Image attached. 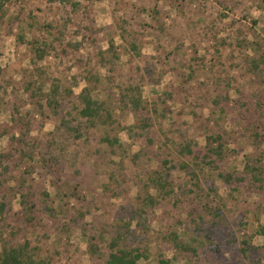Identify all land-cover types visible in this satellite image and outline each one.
Returning a JSON list of instances; mask_svg holds the SVG:
<instances>
[{
	"label": "rangeland",
	"instance_id": "rangeland-1",
	"mask_svg": "<svg viewBox=\"0 0 264 264\" xmlns=\"http://www.w3.org/2000/svg\"><path fill=\"white\" fill-rule=\"evenodd\" d=\"M69 1L75 6L11 0L0 24V155L11 157L0 163V204L7 211L0 214V253L4 244L29 243L36 258L51 264H104L115 228L130 223L135 230L145 221L129 245L148 246L140 264H156L160 254L171 264H264V190L248 182L230 190L219 177L243 172L245 156L264 154V143L255 148L250 132L264 133V75L254 78L249 63L264 54V0ZM83 39L87 44L73 48ZM45 40L56 50L38 60L32 45ZM41 76L73 91L59 115L45 98L41 110L27 91ZM88 85L110 116L81 139H67L58 131L61 118H79L78 96ZM128 85L141 88L147 110L140 115L122 100L120 87ZM215 99L226 110L222 116ZM218 135L226 142L218 170L203 171L194 157L180 154L179 144L190 142L202 156L207 138ZM46 151L59 160L60 175L43 162ZM164 159L202 170L200 186L185 170H173L176 195L139 218L144 177ZM24 195L39 210L31 224L22 214ZM207 195L219 217L197 199ZM47 206L56 217L40 212Z\"/></svg>",
	"mask_w": 264,
	"mask_h": 264
},
{
	"label": "trees",
	"instance_id": "trees-1",
	"mask_svg": "<svg viewBox=\"0 0 264 264\" xmlns=\"http://www.w3.org/2000/svg\"><path fill=\"white\" fill-rule=\"evenodd\" d=\"M11 2V0H0V24L3 22L5 17V9L7 5ZM50 2H59V3H67L73 4L69 0H50ZM74 5V4H73ZM75 6V5H74ZM53 32H51L55 41L59 42V38L61 36L60 27H52ZM61 42V41H60ZM37 46L32 45L35 50L36 58L38 60H43V58L50 52V50H56L55 44L50 43L48 40L44 41L43 46H40L38 41L35 42ZM84 44H87L86 39H83L82 43L73 45V48L76 50L78 47H83ZM71 46V45H70ZM72 47V46H71ZM110 52H115V46L113 42L110 43L109 47ZM64 53H67L66 49H62ZM116 56V54H114ZM100 62L106 63L105 57L100 55ZM251 64L250 71L255 76L254 78H258L257 74L264 75V71H261V66H264V54L256 60L252 58L249 62ZM256 74V75H255ZM41 76V83L38 81H32L27 86V91L30 90L32 93V97L39 98L36 103L39 105L41 110H44V107L41 105V100L45 98L48 108L54 115H59V110L65 106L66 99L73 95V91L71 88L62 86V82L48 81ZM261 77V75H260ZM73 80L76 81L77 78L73 77ZM109 82H113L114 78L108 77ZM88 81V80H87ZM97 83L100 82L98 78H96ZM91 82V80H90ZM88 81V83H90ZM76 84V83H75ZM50 86L49 93H44V89ZM122 91V100L130 107L131 111L134 115H140L142 111L147 110V107L144 105L142 101L141 88L138 85H128L125 87H120ZM93 88L91 85L86 86L80 95L78 96L79 104L81 108H77L78 117H71V113H68V116H64L61 118V122L59 124L58 131L61 135H67V139H81L88 131L98 127L100 124H105L106 118L110 116V113L105 109L104 102H100L98 99L92 97ZM223 98L229 100L230 96L225 95ZM214 103L219 107L217 112L218 115H224L226 110L224 107H220L218 99L214 100ZM74 104V103H73ZM76 108V107H75ZM76 122V125L74 124ZM16 126L18 124L16 123ZM148 123L144 121L141 122V130L142 133L145 134L148 129ZM254 128V129H253ZM251 128V137L254 139V142L258 148L260 144L264 143V133L259 132V128L253 127ZM107 142H110L107 140ZM113 143V142H112ZM115 143V142H114ZM192 143L179 144L180 154L182 156H192L196 160L195 166L197 168H201L202 170H214L219 169L221 163L225 160V151H226V142L223 140L221 136H209L207 138V143L204 149V154L202 156H198L194 153V149L191 145ZM51 145V144H50ZM49 151V150H48ZM32 153L33 150L30 149ZM43 162L47 164L50 170H56V175H60L62 169L59 166V160L56 157L52 156V152H45L43 155ZM246 164L243 172L239 173L238 171H230L227 174H219V177L222 179L223 183L229 187L231 190H237V187L242 186L248 182L249 185L255 187L258 190H264V154L259 153L256 155L251 154L245 156ZM7 158H11L9 155H0V163L5 161ZM182 162V161H181ZM176 169H182L188 172L187 174L191 175V181L194 183L197 189L200 186L201 181L199 180V173L202 170L196 172L193 170L190 164L186 162L178 163L174 162L171 159H164L161 163V166L154 171L147 173L144 177V194L138 197L139 207L137 210V214L139 218H145L149 213L155 211V209L162 205L163 202L170 199L172 196L176 195L175 187L173 181L171 179L172 171ZM203 170V171H204ZM7 171V167H4L3 172ZM0 177H3V174L0 173ZM151 190L154 193H151ZM78 189L72 191L73 195H77ZM210 196L205 197H197L200 200L202 206L208 211L213 213L215 216H220V209H213L208 206L206 203V199ZM199 203V204H200ZM22 206V214L25 216V220H27L28 224H31L36 219V214L39 212L34 203L29 199L28 196H23L21 200ZM45 215H51L52 217H56V209L47 206L44 210L40 211ZM6 204L3 202L0 204V214L5 217L6 216ZM79 215H84L81 211L78 212ZM77 220H80L78 217ZM145 221H139L137 224V228L135 230H131L130 223H124L120 227L115 228V234L107 243V248L109 249L108 257L105 259L104 264H140V260L142 258L148 259V251L147 247L145 251H142L140 247H131V241L137 238L139 228L144 226ZM171 239L176 242L177 247H184V243L179 241V237L176 234L171 236ZM146 244V243H144ZM147 245V244H146ZM99 246L97 244L91 245V251L94 254H97L99 251ZM156 264H171V260L165 258L162 254L159 257H156ZM0 264H51L49 261L40 260L35 257L31 249L29 248V243L25 245H18L15 242L4 244L2 251L0 253Z\"/></svg>",
	"mask_w": 264,
	"mask_h": 264
}]
</instances>
